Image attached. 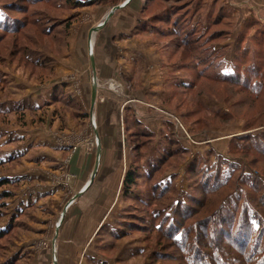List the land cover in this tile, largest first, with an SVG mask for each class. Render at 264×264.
<instances>
[{"label": "rangeland", "instance_id": "rangeland-1", "mask_svg": "<svg viewBox=\"0 0 264 264\" xmlns=\"http://www.w3.org/2000/svg\"><path fill=\"white\" fill-rule=\"evenodd\" d=\"M62 2L0 0V180H9L0 188V264L47 263L35 252L50 248V241L25 243L38 219L36 206H23L17 197L18 175L36 124H47L54 103L68 109L56 91L46 99L69 41L68 18L78 12ZM238 2L193 0L186 11L188 1L145 0L144 19L159 20L156 15L166 8L187 18L190 32L181 39L169 36L171 23L155 26L167 50L170 78L178 84L162 105L181 117L193 142L180 139L188 152L171 156L170 146L160 143L162 133L135 139L134 149H140L132 164L144 176L138 189L150 201L123 199L78 264H264V66L247 69L254 59L260 65L264 48L253 43L259 39L255 29L247 43L242 39L244 21L252 13L264 18V4ZM44 56L46 62L38 64L35 58ZM74 104L69 107L77 108ZM39 113L45 118L38 121ZM92 143L96 146L95 138ZM7 192L11 197L4 196ZM134 205V225L126 227L124 214L133 213ZM52 247L56 252V241Z\"/></svg>", "mask_w": 264, "mask_h": 264}, {"label": "crops", "instance_id": "crops-1", "mask_svg": "<svg viewBox=\"0 0 264 264\" xmlns=\"http://www.w3.org/2000/svg\"><path fill=\"white\" fill-rule=\"evenodd\" d=\"M246 1L238 3L243 5ZM258 3L264 4V0ZM119 5L123 7L90 36L111 9ZM144 6L145 0H107L78 10L79 18L69 32V47L47 84V100L56 91L60 100L75 101L78 107L67 103L64 111L52 104L47 124H36L30 147L21 155L18 176L22 182L17 197L23 206H36L38 219V229L25 243L33 247L50 241L51 249L35 252L36 259L46 264H50L54 254L58 264H78L87 255L92 240L121 209L123 182L133 160L129 140L132 125L140 122L158 135L169 120L160 111L169 110L162 103L172 68L159 38L142 29ZM256 17L264 21L259 13ZM94 76L98 92L92 111ZM40 113L38 121L45 118ZM94 138L101 148L100 163L94 182L86 188L98 158ZM79 192L82 195L69 205L57 230L66 206Z\"/></svg>", "mask_w": 264, "mask_h": 264}, {"label": "trees", "instance_id": "trees-1", "mask_svg": "<svg viewBox=\"0 0 264 264\" xmlns=\"http://www.w3.org/2000/svg\"><path fill=\"white\" fill-rule=\"evenodd\" d=\"M104 1H107V0H92V1H88V2H82L80 0H63V2H62L63 4H60V5L62 7H64V6L70 7V9L72 11H78L80 9H84L86 7H89V6L100 5ZM183 1H188V6L186 8V11H188L191 8L192 4H193V0H183ZM172 11H170L168 8L164 9L161 13L156 15V17H158L159 20H152L151 21L149 19H144L143 18L142 29L147 31V32L153 33L155 36H157L160 39V38H163V37H161V35H157V32H156L157 30H160V27L155 26V23L157 21L161 22L162 24H164L165 22H168V23H171V24L174 25V26H172L173 27V33L170 34L169 36L175 35L176 37H179L181 39L183 35H185V36L189 35V32H190L189 31V26L187 25V23H185L187 18L186 17L182 18L181 17L182 15L179 14L178 10H172ZM71 15L72 16H70V18H68V22H71L72 24H69L67 26L68 32L70 31L72 25L79 18V16L76 15V12L71 14ZM228 19H230L229 16H228ZM244 24H245V26H244ZM242 27L245 29L244 32H243L244 33V37L242 36V39L244 40L245 43H247L246 38L249 37V33L253 29H255V32H254L255 35L254 36H256L255 38L258 37L259 39L257 41H253V43L255 45L260 44V46H262L264 48V24H262L261 21L256 17V14L252 13V15L249 17V19L247 21L246 20L244 21ZM165 32H166V30H165ZM196 33H197V31H196ZM244 42H240L239 45L241 46V43H244ZM63 47H64V52H65L67 50V48L69 47V41L67 42V45L65 44V45H63ZM245 47H248V45L246 44V45L243 46L244 49H245ZM245 51H246V53L248 52L247 50H245ZM48 57L49 56H47V58ZM181 58H182V53L178 56V59H181ZM35 60H36V62L38 64L43 65V63L46 62V56H44L43 60H39L38 57H36ZM259 60L261 61L260 65L257 66L256 64H254L256 62V60L254 59L252 61V63H249L247 65V67H248L247 69L250 70V69L254 68V69H259L261 71V68L263 69V66H264V56L261 57ZM243 73H244V76L247 75V72H243ZM259 76H260V74L258 75V77ZM261 77H263V73L262 72H261ZM172 80L173 79L169 78L168 82L166 84V89L167 90H166V95L164 96V101H166L167 96L173 95L174 94V90L173 89H176L178 87V84L176 82H172ZM246 85L249 86V84H246ZM53 101H54V99H53ZM73 102H75V101H69L67 103L70 104V103H73ZM74 105H78V103L76 102V104H74ZM168 113H171V112H168ZM175 115L178 116L177 114H175ZM178 117L181 118L180 116H178ZM183 118L185 120H188L190 118V116H189V114L184 113L183 114ZM198 121L200 122V120H198ZM190 125H191V127L192 126L194 127V125H192V124H190ZM204 130H206V129L195 130L192 133L194 134L196 131L201 132V131H204ZM191 131H193V130L191 129ZM161 133H162L161 134L162 135V137H161L162 142H160V143L167 144L168 146H166V147L170 146L168 148V150L171 153L170 154L171 156H176V155L188 152V148H186L183 145L184 143L178 138L177 131L175 129V125L171 121L167 120L165 122L164 131L161 132ZM155 135L156 134H154L153 132H150L140 122H135L132 125L129 140H130V143H131V146H132L133 158L135 157L134 153L137 152L140 149L138 145L134 149V144L133 143H135L134 142L135 139H137L139 137H144V138H147V139H153ZM233 150H236V148H234V149L232 148V151ZM152 151L153 150L151 149L149 154L146 156V158H147L146 160H148L149 157L152 155ZM242 152L245 153L246 155H249V152H245L244 150ZM141 175L142 174H141L140 168L137 165H135V164H131L129 169H128V171H127V174H126V176L124 178V182H123V192H122L123 193V199L126 200V201L130 200L131 202H134V203L136 202V203H138L140 205H141V202H142V204H144V205L146 204L147 205V202L150 201V199L146 198L145 196H143L141 194L142 190L138 189V187L141 186V182H143V180H141V179L144 176H141ZM231 179H229L226 184H229ZM8 184H9V180H0V188L6 186ZM151 195H153V198H154L155 194L152 193ZM162 195H165V194L163 193ZM4 196L5 197H11V194H9L7 192V193H4ZM130 210H132L134 212L133 213L131 211H130V213H129V211L126 212L124 214L126 218H124L122 220L123 224L126 227H132L134 225V218H136L134 216L135 215V211H137L135 205L131 206ZM102 228H101V230H102ZM2 237L3 236L0 235V238H2ZM205 239H207V237Z\"/></svg>", "mask_w": 264, "mask_h": 264}, {"label": "water", "instance_id": "water-1", "mask_svg": "<svg viewBox=\"0 0 264 264\" xmlns=\"http://www.w3.org/2000/svg\"><path fill=\"white\" fill-rule=\"evenodd\" d=\"M122 7H123V5H119V6H115V7H113V8L111 9V11L109 12V14L107 15L106 19L103 21V23L100 24V25H98L96 28H94V29L91 31L90 36H92V34H93L94 32H98L99 30H101V29L106 25L107 21L112 17V15L114 14V12H115L116 10H119V9L122 8ZM91 46H92V44H91V41H90V48H92ZM91 52H92V50L90 51V53H91ZM92 66H93V68H94L93 60H92ZM92 83H93V94H92V99H91V108H92V111H93V110H94V107H95V104H96L97 92H98V83H97L96 76H94V78H93V82H92ZM93 127H94L93 130H94V132H95V135H97L98 132H97L96 124H95ZM96 140H97V157H98V158H97V164H96V168H95V170H94V172H93V174H92V176H91V179H90L88 185L86 186V188H87L90 184H92V183L94 182L95 176L97 175L98 168H99L100 155H101V148H100V144H99L98 139H96ZM84 190H85V188H84ZM81 195H82V192H79L78 194H76V195L72 198V200L70 201V203L66 206L64 212L62 213V216H61L60 220L58 221L59 224L57 223V230L59 229L60 225L62 224V221L64 220V217H65V214H66V212H67V208L69 207V205H70L74 200L78 199ZM54 253H55V252H54ZM53 260H54V264H58V263H57V260H56V257H55V254H54V256H53Z\"/></svg>", "mask_w": 264, "mask_h": 264}, {"label": "built area", "instance_id": "built-area-1", "mask_svg": "<svg viewBox=\"0 0 264 264\" xmlns=\"http://www.w3.org/2000/svg\"><path fill=\"white\" fill-rule=\"evenodd\" d=\"M92 50V48H90V51ZM112 85V84H111ZM161 114H164L165 116H167V118L169 119V121H171L174 125H175V129L177 131V136L179 139L184 140L185 142H193V139L191 138V136L189 135V132L184 128V125L182 124L180 118L178 116H176L173 113H168V112H161ZM91 124L92 127L95 125V120L92 119L91 120ZM95 143L97 146V140L95 139Z\"/></svg>", "mask_w": 264, "mask_h": 264}, {"label": "bare ground", "instance_id": "bare-ground-1", "mask_svg": "<svg viewBox=\"0 0 264 264\" xmlns=\"http://www.w3.org/2000/svg\"><path fill=\"white\" fill-rule=\"evenodd\" d=\"M59 224V223H58ZM56 258H57V255H56Z\"/></svg>", "mask_w": 264, "mask_h": 264}]
</instances>
